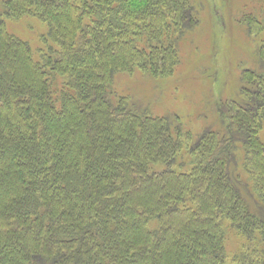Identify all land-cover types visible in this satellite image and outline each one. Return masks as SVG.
<instances>
[{
  "label": "trees",
  "instance_id": "trees-1",
  "mask_svg": "<svg viewBox=\"0 0 264 264\" xmlns=\"http://www.w3.org/2000/svg\"><path fill=\"white\" fill-rule=\"evenodd\" d=\"M193 2L4 0L0 264H264V42L223 132L186 136L112 88L175 72ZM22 17L46 28L36 50L7 29Z\"/></svg>",
  "mask_w": 264,
  "mask_h": 264
},
{
  "label": "rangeland",
  "instance_id": "rangeland-1",
  "mask_svg": "<svg viewBox=\"0 0 264 264\" xmlns=\"http://www.w3.org/2000/svg\"><path fill=\"white\" fill-rule=\"evenodd\" d=\"M3 2L0 0V12ZM193 3L192 19L197 22L180 37L175 72L166 78H152L139 70L133 74L118 73L112 87L118 97L128 98L137 108H147L153 115L169 114L178 120L183 134L192 137L206 129L223 132L220 105L241 101V72L256 68L257 51L264 42V0ZM242 17L254 20L258 32H248L241 23ZM6 26L9 32L27 40L34 50L40 46L38 36L46 32L45 26L34 17L6 19ZM259 136L264 143V123ZM240 160L235 168L242 167ZM178 166L177 158L172 168ZM243 177L246 178L244 174ZM226 236L225 250L230 261L238 239L231 229Z\"/></svg>",
  "mask_w": 264,
  "mask_h": 264
}]
</instances>
